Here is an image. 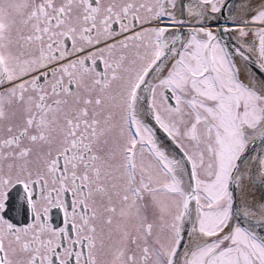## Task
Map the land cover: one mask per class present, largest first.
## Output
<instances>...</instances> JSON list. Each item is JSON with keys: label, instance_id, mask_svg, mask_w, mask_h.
<instances>
[{"label": "snow or ice", "instance_id": "snow-or-ice-1", "mask_svg": "<svg viewBox=\"0 0 264 264\" xmlns=\"http://www.w3.org/2000/svg\"><path fill=\"white\" fill-rule=\"evenodd\" d=\"M0 264H264V0H0Z\"/></svg>", "mask_w": 264, "mask_h": 264}, {"label": "water", "instance_id": "water-1", "mask_svg": "<svg viewBox=\"0 0 264 264\" xmlns=\"http://www.w3.org/2000/svg\"><path fill=\"white\" fill-rule=\"evenodd\" d=\"M231 1L235 2V0H231Z\"/></svg>", "mask_w": 264, "mask_h": 264}, {"label": "bare ground", "instance_id": "bare-ground-1", "mask_svg": "<svg viewBox=\"0 0 264 264\" xmlns=\"http://www.w3.org/2000/svg\"><path fill=\"white\" fill-rule=\"evenodd\" d=\"M230 2H233V1L230 0Z\"/></svg>", "mask_w": 264, "mask_h": 264}]
</instances>
